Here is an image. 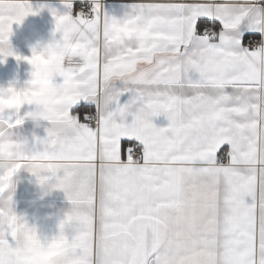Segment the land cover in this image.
Wrapping results in <instances>:
<instances>
[{
	"label": "crops",
	"instance_id": "0c3cea01",
	"mask_svg": "<svg viewBox=\"0 0 264 264\" xmlns=\"http://www.w3.org/2000/svg\"><path fill=\"white\" fill-rule=\"evenodd\" d=\"M80 1L0 0V264H264V0Z\"/></svg>",
	"mask_w": 264,
	"mask_h": 264
},
{
	"label": "built area",
	"instance_id": "2783aa9c",
	"mask_svg": "<svg viewBox=\"0 0 264 264\" xmlns=\"http://www.w3.org/2000/svg\"><path fill=\"white\" fill-rule=\"evenodd\" d=\"M77 14L79 17L83 18L86 21H94L97 19V15L102 16L104 11V0L99 2L93 1H80L76 5ZM206 37L211 35L210 31L203 33ZM249 45L252 47H258V41L254 39L249 40ZM87 128L99 132L100 131V116L99 113H92L88 116ZM144 156V152L140 147H134L129 152V158L133 160L141 159Z\"/></svg>",
	"mask_w": 264,
	"mask_h": 264
}]
</instances>
